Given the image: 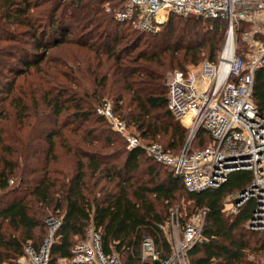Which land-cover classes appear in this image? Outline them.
Returning <instances> with one entry per match:
<instances>
[{
  "label": "trees",
  "instance_id": "trees-1",
  "mask_svg": "<svg viewBox=\"0 0 264 264\" xmlns=\"http://www.w3.org/2000/svg\"><path fill=\"white\" fill-rule=\"evenodd\" d=\"M124 6L0 0V264H17L28 247L38 251L50 235L49 217L61 222L51 264L70 257L91 227L104 253L122 264L140 263L147 238L167 259L161 227L182 200L189 215L206 214L189 264H264V230L247 228L255 202L236 214L224 211L250 185L249 172L232 174L219 188L188 191L144 148L129 150L98 112L110 105L141 139L178 154L187 130L169 110L168 75L216 62L227 22L172 16L163 31L142 32L115 19ZM253 100L264 117V69L255 74ZM210 141L200 131L192 149Z\"/></svg>",
  "mask_w": 264,
  "mask_h": 264
},
{
  "label": "built area",
  "instance_id": "built-area-1",
  "mask_svg": "<svg viewBox=\"0 0 264 264\" xmlns=\"http://www.w3.org/2000/svg\"><path fill=\"white\" fill-rule=\"evenodd\" d=\"M122 1L125 6L115 13V19L130 22L139 31L159 33L172 16L225 20L226 42L216 62L204 61L197 68L175 71L169 78V110L187 130V141L178 154L165 151L157 142L145 143L113 114L110 105L99 109V114L110 121L129 150L144 148L148 158L168 168L188 191L219 188L232 174L249 172L250 185L228 200L224 211L236 214L253 200L256 206L247 228L264 230V117L253 100L255 74L264 69V0ZM242 25L261 27L242 34L247 44L246 56L239 53L236 44V33ZM200 131H206L211 141L205 148L193 150ZM203 213L199 227L187 225L181 234L174 223L177 214L172 212L171 221L161 227L170 244V257L162 259L153 240L147 238L142 243L139 264H189L187 253L201 239L206 216ZM46 223L50 230L48 239L38 251L26 248L17 264H51L50 249L61 222L49 217ZM170 224L173 230L168 236L166 229ZM54 264L122 263L117 254L104 253L100 232L91 227L86 239L72 249L71 256Z\"/></svg>",
  "mask_w": 264,
  "mask_h": 264
},
{
  "label": "rangeland",
  "instance_id": "rangeland-1",
  "mask_svg": "<svg viewBox=\"0 0 264 264\" xmlns=\"http://www.w3.org/2000/svg\"><path fill=\"white\" fill-rule=\"evenodd\" d=\"M110 10V5L107 6ZM106 7V8H107ZM108 8H107V11H108ZM120 8V7H119ZM109 12V11H108ZM168 24V23H167ZM166 24V26H167ZM165 26V27H166ZM165 27L161 30L163 31L165 29ZM241 28V27H240ZM254 29H257V30H260L261 27L259 25H255V27L253 26H247L244 30H243V33L244 32H248V31H252ZM240 33H236V44H237V47H238V50H239V53L244 54V56L247 55V44H245L244 42V37L243 35L241 34V36H239ZM241 40H240V39ZM258 40V39H257ZM225 42H226V37H225V40H223V47L225 45ZM223 49V48H222ZM203 63V62H202ZM202 63H199L198 65H188L187 66V69L189 68H197L199 67ZM177 71V70H176ZM175 72V71H174ZM174 72H171L168 76V79L170 78V76L174 73ZM129 131H134L133 129H129ZM145 143H148L146 141H144ZM236 198V197H234ZM233 198V199H234ZM233 199H229L230 201L233 200ZM190 203H187L185 202L184 200L181 201V205L180 207L181 208H175L173 210V213L177 214V217L174 218V223H175V227L179 229L180 233L183 234L185 232V230L187 229V225L189 226H194V227H199V225L201 224L203 218H204V213L203 212H198L196 214H192V215H189V213L186 211V208L187 206H189ZM181 209V210H180ZM183 219H185V226H183L184 224L182 223ZM171 221V217L169 219L168 222ZM172 227H171V224L169 225L168 229H166V232H167V235L169 236L171 231H172Z\"/></svg>",
  "mask_w": 264,
  "mask_h": 264
},
{
  "label": "water",
  "instance_id": "water-1",
  "mask_svg": "<svg viewBox=\"0 0 264 264\" xmlns=\"http://www.w3.org/2000/svg\"><path fill=\"white\" fill-rule=\"evenodd\" d=\"M240 202V200H237V203H239Z\"/></svg>",
  "mask_w": 264,
  "mask_h": 264
}]
</instances>
